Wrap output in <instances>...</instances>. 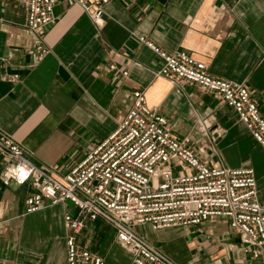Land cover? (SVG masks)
<instances>
[{
  "label": "crops",
  "instance_id": "crops-1",
  "mask_svg": "<svg viewBox=\"0 0 264 264\" xmlns=\"http://www.w3.org/2000/svg\"><path fill=\"white\" fill-rule=\"evenodd\" d=\"M54 16L44 30L49 51L40 56L36 35L25 26L23 0H0V133L30 160L56 174L67 172L117 129L134 91L143 90L147 106L168 120L178 138L189 139L201 161L252 169L264 205L261 144L215 94L156 76L162 60L138 41L145 36L169 53L189 52L213 77L247 87L264 117V0H109L99 24L79 5L59 0ZM33 191L0 180V261L67 264L64 218L78 210L62 201L27 214ZM135 230L178 264H261L243 251L226 218ZM78 243L105 264H134L103 220L86 221Z\"/></svg>",
  "mask_w": 264,
  "mask_h": 264
},
{
  "label": "built area",
  "instance_id": "built-area-1",
  "mask_svg": "<svg viewBox=\"0 0 264 264\" xmlns=\"http://www.w3.org/2000/svg\"><path fill=\"white\" fill-rule=\"evenodd\" d=\"M70 1L99 24L109 0ZM23 2L25 26L36 35L35 50L44 56L49 51L44 45V30L55 23L54 9L59 0ZM138 41L162 60L156 76L174 83L188 82L215 94L264 148V117L247 87L213 77L204 62L185 50L169 53L145 36H139ZM116 69L110 66L111 71ZM117 74L120 78L128 76L127 71ZM133 97L131 109L117 129L63 174L39 167L13 138L0 133L3 186L33 188L25 201L27 214L62 201L74 204L77 215L67 214L64 218L67 264H105L102 257L78 243L88 220L109 224L115 230L116 242L131 254L134 264H178L135 227L149 225L160 230L200 226L214 217L228 219L230 228L240 237L243 251L264 264V205L254 171L201 161L189 139L178 138L168 120L147 106L143 90L134 91Z\"/></svg>",
  "mask_w": 264,
  "mask_h": 264
}]
</instances>
